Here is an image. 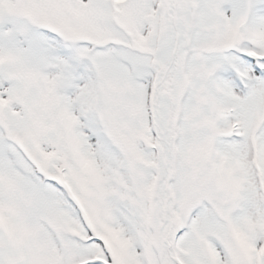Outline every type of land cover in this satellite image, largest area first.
<instances>
[{
	"label": "snow or ice",
	"instance_id": "snow-or-ice-1",
	"mask_svg": "<svg viewBox=\"0 0 264 264\" xmlns=\"http://www.w3.org/2000/svg\"><path fill=\"white\" fill-rule=\"evenodd\" d=\"M0 264H264V0H0Z\"/></svg>",
	"mask_w": 264,
	"mask_h": 264
}]
</instances>
